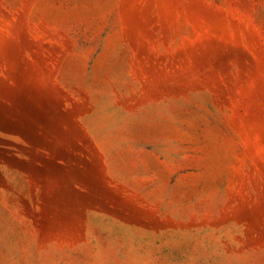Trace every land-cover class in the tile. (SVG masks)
I'll use <instances>...</instances> for the list:
<instances>
[{
	"label": "rangeland",
	"instance_id": "1",
	"mask_svg": "<svg viewBox=\"0 0 264 264\" xmlns=\"http://www.w3.org/2000/svg\"><path fill=\"white\" fill-rule=\"evenodd\" d=\"M0 264H264V0H0Z\"/></svg>",
	"mask_w": 264,
	"mask_h": 264
}]
</instances>
